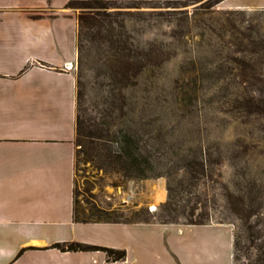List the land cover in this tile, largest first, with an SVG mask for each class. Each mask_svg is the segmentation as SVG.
I'll list each match as a JSON object with an SVG mask.
<instances>
[{
    "label": "rangeland",
    "instance_id": "obj_1",
    "mask_svg": "<svg viewBox=\"0 0 264 264\" xmlns=\"http://www.w3.org/2000/svg\"><path fill=\"white\" fill-rule=\"evenodd\" d=\"M142 1L113 2L105 12L122 21L131 41L141 47L162 46L163 57L169 60L137 73L128 83L115 82L116 78L100 69L98 50L90 45L80 77L84 85L82 118L88 124L98 123V111L106 100L113 99L117 115L113 129L143 137L147 144L142 143L155 155L160 171L172 169L178 163L177 154L203 160L204 176L178 204L190 198L191 219L227 227L233 246L225 232L219 235L215 228L183 226L187 220L180 216L179 224H166L173 226L134 231L131 235L138 245L131 258L136 256L135 264H176V259L182 264H247L245 256L234 260L240 223L229 212L225 195L229 191L237 199L248 187L257 196L256 203L261 201V193L264 196V10L222 9L221 0ZM78 3L82 8H75L77 14L95 10L84 8L83 1ZM230 11L236 13L227 15ZM227 16L243 28L253 27L254 36L263 42L261 59L255 55L261 79L258 86L244 87L237 72L230 69L232 65L217 57L222 43L210 35L208 27L217 28ZM75 71L78 76L77 64ZM181 75L183 84L197 77L196 90H189L190 96L184 97L178 90ZM96 164H76L74 200L79 218L95 217L97 208L112 211V217L120 221L158 222L157 210L167 200L168 180L187 176L177 168V176L131 181L109 168L100 170ZM262 207L255 210L254 221L264 218ZM258 227L264 229V223Z\"/></svg>",
    "mask_w": 264,
    "mask_h": 264
},
{
    "label": "crops",
    "instance_id": "obj_2",
    "mask_svg": "<svg viewBox=\"0 0 264 264\" xmlns=\"http://www.w3.org/2000/svg\"><path fill=\"white\" fill-rule=\"evenodd\" d=\"M69 2L0 0V264H135L138 239L131 234L173 226L73 219L78 23ZM220 6L264 10V0H223ZM190 227L225 232L232 245L225 226ZM70 242L126 256L113 262L101 251L51 248Z\"/></svg>",
    "mask_w": 264,
    "mask_h": 264
},
{
    "label": "trees",
    "instance_id": "obj_3",
    "mask_svg": "<svg viewBox=\"0 0 264 264\" xmlns=\"http://www.w3.org/2000/svg\"><path fill=\"white\" fill-rule=\"evenodd\" d=\"M85 2L82 6L91 11H81L77 14V119H76V164L78 162H97L96 166L100 170L108 168L120 174L126 180H147L164 176H177L178 169L186 172V177L181 179L173 178L167 182V200L158 211L159 221L154 222L162 225L179 224L180 216L186 217V226H204L201 222H194L191 217L193 211L190 208L191 199L188 198L185 204L179 205L183 200V194H192L205 174V162L197 159H189L187 156L176 155L178 163L167 171H160L157 168L155 155L146 148L145 143L136 132L114 130L116 112L113 99H108L105 106L98 111L99 122L88 124L82 118L84 113L83 97L84 85L80 80L82 77L85 62L90 54V45L95 44L98 50V62L103 73L112 76L115 82L128 83L136 79V75L148 67H160L169 60L164 56L162 46L141 47L139 43L131 41L125 30L122 21L113 18L105 11L107 5L117 2L114 0H70L68 6L75 9L81 5L78 2ZM144 2L142 0L132 2ZM148 1V0H146ZM223 1V0H221ZM82 8V7H80ZM235 11L226 12L227 15L235 14ZM210 35L218 37L222 43V52L217 50L218 59L232 65L231 70L237 72L240 84L244 87L258 86L261 81L256 67L257 59L255 55H260L263 48L262 41L254 36V28L251 26L242 27L236 19L227 16L225 22L219 24L217 28L208 27ZM227 38V39H226ZM149 45V43H147ZM221 62V66H223ZM185 71L182 73L184 74ZM138 73V74H137ZM215 74V72L213 73ZM206 78L203 76V79ZM177 82H182L178 90L184 97L190 96L189 90L195 91L197 77H193L190 82L183 84L182 75ZM218 81L219 77L214 78ZM214 84V83H213ZM190 88H187L189 87ZM188 89V90H187ZM116 96L113 94V98ZM145 142V143H142ZM144 144V145H142ZM114 145V147L112 146ZM178 168V169H177ZM226 203L230 213L235 215L240 223L239 230L235 233L234 260L238 262L241 256H245L247 264H264V218L254 221L255 210L263 208V193L259 196L261 201L256 203V197L250 194V188L245 187L244 193L239 198H234L231 192H227ZM180 200V201H179ZM257 204V205H256ZM187 208L189 211H187ZM264 210V209H263ZM95 217L79 218L74 207L73 219L78 223H146L149 221H120L112 217V211L94 208ZM157 217V216H156ZM51 248H56L61 252H104L109 261H121L125 259V251H118L99 246H91L78 242L56 243ZM252 250V252H251Z\"/></svg>",
    "mask_w": 264,
    "mask_h": 264
},
{
    "label": "bare ground",
    "instance_id": "obj_4",
    "mask_svg": "<svg viewBox=\"0 0 264 264\" xmlns=\"http://www.w3.org/2000/svg\"><path fill=\"white\" fill-rule=\"evenodd\" d=\"M163 191V190H162ZM157 197H159V196H157ZM161 199V198H160ZM155 205V204H154ZM154 205H151L152 206V210H154Z\"/></svg>",
    "mask_w": 264,
    "mask_h": 264
}]
</instances>
